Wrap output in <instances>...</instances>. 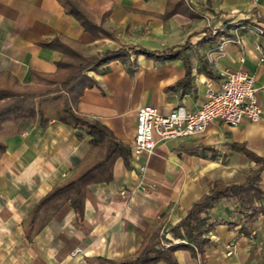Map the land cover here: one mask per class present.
<instances>
[{"label":"crops","instance_id":"crops-1","mask_svg":"<svg viewBox=\"0 0 264 264\" xmlns=\"http://www.w3.org/2000/svg\"><path fill=\"white\" fill-rule=\"evenodd\" d=\"M82 2L97 23L106 19L115 37L86 27L59 0H0V73L31 83L33 71L54 72L62 54L50 43L61 37L81 43L85 54L121 46L177 51L178 57L168 60L131 52L132 74L119 60L103 71H89L97 84L85 90L76 110L101 120L130 147L139 108L155 106L164 114L179 106L196 110L209 87H220L224 68L242 67L255 75L263 113L257 121L229 126L215 120L202 134L160 141L153 154L132 155L131 167L118 158L112 181L87 186L82 216L67 200L37 232V223L30 228L35 206L77 169L91 137L53 119L47 128L34 126L7 138L0 158V264H113L135 254L155 226L164 232L161 245L168 247L181 240L171 228L215 180H242L254 165L240 146L264 157V62L259 60L264 54V0H185L191 9L170 15L168 0ZM244 24L261 27L263 33ZM214 28L219 34H212ZM236 30L240 43L234 40ZM226 38L224 54L211 55ZM142 180L156 189L143 191ZM260 185L264 191V170ZM260 204L264 207V200ZM206 216L214 227L207 235L211 245L205 264H264V213L249 234L241 229L235 197L221 199ZM230 242L238 250L228 256ZM75 248L81 252L74 254ZM174 255L177 264H200L186 248Z\"/></svg>","mask_w":264,"mask_h":264},{"label":"trees","instance_id":"trees-1","mask_svg":"<svg viewBox=\"0 0 264 264\" xmlns=\"http://www.w3.org/2000/svg\"><path fill=\"white\" fill-rule=\"evenodd\" d=\"M59 1L67 12L86 27L96 29L107 37H115V33L105 26L106 19L97 23L84 8L82 0ZM183 7L191 9L185 0H168L166 14L176 13ZM50 45L62 54L56 62L54 72L33 71L31 83H21L17 77L7 72L0 73V158L7 149V138L34 126L47 128L53 119L84 130L91 137V148L71 176L55 185L35 206L30 228L37 223L36 232L53 218L67 200H70L76 213L82 216L87 186L112 181L114 164L118 158H122L127 167H131L130 145L115 136L101 120L76 110L85 90L97 84L89 71H103L110 62L119 60L127 64L132 74L135 63L131 52L143 53L148 58L159 60L178 57L177 51L173 50L160 52L139 48L135 51L130 50L132 47L129 46L85 54L81 43L66 37L56 38ZM239 149L254 161V165L242 180H215L208 192L191 205L184 218L171 228L175 238L186 242L162 246L164 232L161 233V228L155 226L135 254L113 260L112 263L153 264L163 260L169 264H177L174 252L179 248H186L199 259L200 264H205L206 251L211 245L207 235L214 227V224L207 222L206 214L223 198L237 199L238 212L244 221L241 229L249 234L252 224L264 213V207L260 204L264 200V191L260 185L264 157L245 146H240Z\"/></svg>","mask_w":264,"mask_h":264},{"label":"built area","instance_id":"built-area-1","mask_svg":"<svg viewBox=\"0 0 264 264\" xmlns=\"http://www.w3.org/2000/svg\"><path fill=\"white\" fill-rule=\"evenodd\" d=\"M205 19L208 26H212V18L205 15ZM242 27L253 28L258 34L263 33V29L258 26L244 24ZM218 30L214 28L212 34L217 35ZM235 34V42L240 43L238 30L235 31ZM226 40L230 39H223L211 52V55L222 56L224 54L223 43ZM259 60L264 62V54L260 56ZM220 75V87L218 89L209 87L205 102L196 110H187L185 107L179 106L170 113L164 114L155 106L139 108L136 115L134 139L131 144L132 155H151L160 141L202 134L215 120L222 121L229 126H237L245 119L259 120L263 113V107L257 97L258 87L255 75L242 67L224 68ZM144 170L145 167H141V171L144 172ZM139 187L145 192L156 189V185L146 184L143 180ZM122 193L125 194L126 190H123ZM180 241L186 242L183 239ZM237 250L235 242H230L226 246L228 256L235 254ZM79 252H81L80 248L73 250L74 254Z\"/></svg>","mask_w":264,"mask_h":264}]
</instances>
